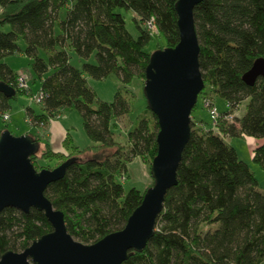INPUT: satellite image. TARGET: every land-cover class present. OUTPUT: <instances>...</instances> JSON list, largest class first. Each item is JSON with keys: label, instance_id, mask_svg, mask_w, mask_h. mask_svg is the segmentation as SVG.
Segmentation results:
<instances>
[{"label": "trees", "instance_id": "trees-1", "mask_svg": "<svg viewBox=\"0 0 264 264\" xmlns=\"http://www.w3.org/2000/svg\"><path fill=\"white\" fill-rule=\"evenodd\" d=\"M175 2L0 0V80L16 90L10 97L0 92L1 109L10 108V99L17 92L24 93L17 86V73L2 61L21 51L30 61V81L38 83L37 91L45 92L37 102L41 104L39 112L27 107L31 123L42 127L66 107H74L90 140L83 149L70 146L67 133L63 144L69 153L64 155L54 152L38 134L30 133L40 142V150L31 156L38 169L44 168L38 167V160L74 157L65 175L48 184L45 195L63 211L68 232L81 242L93 243L121 229L153 184L144 190L131 187L125 193L117 179L120 171L127 170L130 157L151 161L157 151V117L144 94L152 118L134 122L126 145L115 141L112 134L117 118L132 109L127 85L135 78L145 80L153 51L149 43L155 34L145 24L151 21L165 40L162 47L154 48L173 46L179 40ZM121 10L134 13L136 37L127 30ZM194 18L205 85L226 100L229 111L241 103L245 110L237 119L238 128L222 120L216 130L199 129L191 119L177 184L166 193L154 235L141 252L135 251L122 264L264 261V192L249 164L215 132L264 138V77H258L253 85L243 80L254 61L264 58V0H202L194 8ZM21 37L24 48L18 44ZM71 52L80 58V66L71 63ZM110 74L119 78L123 88L115 92L112 101H99L94 107L97 97L86 77L102 79ZM252 155L264 169V140L255 145ZM210 225L216 226L205 228ZM51 229L42 210L5 207L0 212V256L8 249L23 250Z\"/></svg>", "mask_w": 264, "mask_h": 264}, {"label": "water", "instance_id": "water-1", "mask_svg": "<svg viewBox=\"0 0 264 264\" xmlns=\"http://www.w3.org/2000/svg\"><path fill=\"white\" fill-rule=\"evenodd\" d=\"M201 1L176 0L179 40L154 49L145 68L143 94L159 126L150 168L153 184L121 229L93 243L75 239L67 230L63 211L45 195L48 184L65 175L74 157L53 168L37 169L31 156L40 150V142L30 133L15 135L6 128L0 132V212L9 206L25 212L36 208L44 211L52 225L22 251H4L0 264H122L145 248L154 235L166 193L177 184V169L191 132V113L205 85L194 18V8ZM258 77H264L263 57L254 61L243 80L253 85ZM0 92L10 97L16 90L0 80Z\"/></svg>", "mask_w": 264, "mask_h": 264}, {"label": "rangeland", "instance_id": "rangeland-1", "mask_svg": "<svg viewBox=\"0 0 264 264\" xmlns=\"http://www.w3.org/2000/svg\"><path fill=\"white\" fill-rule=\"evenodd\" d=\"M121 11L125 16V24L127 30L134 37H136L138 35V30L133 20L135 16L134 13L130 10L129 11L121 10ZM153 31H155V34L152 35L149 46L154 50L157 49L154 48L156 46L162 47L165 44V40L161 35H158L156 33V30ZM18 44L21 48L22 47L24 48L26 43L24 39L21 37L18 40ZM2 61L9 64V66L17 73L18 76L17 78L20 79L21 77H24L25 81L26 80L27 81L21 83L22 84L21 86L17 85L19 89H21L24 93L17 92L16 96L10 99L9 109H1L2 104L0 103V128H2L0 130L2 131L6 127V129H9L15 135H19L22 133L34 134L33 124L31 123L32 116H30L27 107L29 106L38 107L41 106V104H38L37 103L38 101L35 100L34 98V96L38 94L37 93L38 91L36 89L38 83L30 81V75H29L31 72L30 61L26 57V55L21 53V51L15 54L7 55L5 58H3ZM70 61L75 66L81 65L80 58L74 52H71ZM90 61H94V59L91 58ZM87 79H88L87 83L89 87H91L94 90L97 97V101L93 104L94 107H97L99 101H107V102L112 101L115 92L119 88H123L122 82L114 74H110L109 76L102 79H93L91 77ZM23 84H26V86L28 87L24 88L25 86H23ZM143 84H144V80L142 81L141 78H135L126 87L127 90L129 91L128 95H130L131 100L133 99L132 109L130 113L121 115L120 117L117 118L116 126L113 129V134H112L113 139L121 144H125V145L127 144V138H126L127 132L134 126L135 124L134 122L136 120H138L141 117L152 118V114L150 110L146 107V102L143 97V92H142ZM33 85L34 87L32 88ZM204 99H211L212 102L218 107V110L224 113H226L227 111L230 114L233 113L232 118L230 120L227 121L225 120L224 122H221L222 121L221 120L220 122L223 124L232 123L236 125V127L238 128L239 123L237 119L241 117L242 114L244 113L245 105L241 103V105L237 109L229 111L226 100L216 96L208 85H204L203 89L199 93L196 107L192 110V113L195 114L193 120L194 118H196L195 119L196 128L199 129L203 128L205 130H209V129L211 130L214 128L212 119L208 112V106H207L208 104L205 105L206 103H203ZM4 113L8 114V118L4 117L5 115ZM67 114L69 116V122L67 123H69V125L71 126L70 129L72 134L70 135L69 138L70 141L69 145L72 146L78 144L81 145L79 147L83 149L87 146V144H85V139L81 138V134H85L83 123L81 120V115L74 107H66L64 112V119L67 116ZM197 116H199V118ZM204 123L206 125H204ZM24 131H29V132H24ZM215 132H217L220 136L224 137V139L228 143L232 144L236 148L241 159L246 161L249 164L251 170L253 171L258 181L259 189L264 192V169H262L257 163H255L251 157V152L255 147L254 142H252L251 139L248 138V136H245L244 134H242L241 136L239 135V136L231 137L225 133H220L218 131ZM39 133L40 134H38V136L41 138L42 141H48L47 134H41V132ZM67 133H68V129L66 135ZM62 142L64 143V140ZM62 142L60 143V148H64V144L62 145ZM114 149L115 147L112 148L111 150ZM52 150L56 153L58 152L63 153L64 155H67L69 153V150H67L66 148L65 150L68 152H66L63 149H61V151H55L56 149L52 148ZM84 155H88V153L86 152L84 153ZM126 155H128V153H125V156ZM64 160L66 159H63L62 157H58V156L51 159L38 160V167L42 166L46 168H53L59 165L60 163H62ZM151 163L152 160L147 161L146 158L140 156L130 157L129 161L127 162V170L120 171L119 174L117 175V179L119 182L122 183L125 193H127V191L131 187H136L137 189L144 190L147 186L151 185L153 181L152 175L150 173ZM147 174H148V179H147ZM215 226L216 225H210V226H206L205 228L213 229ZM15 250L22 251L20 248H16ZM261 264H264V261Z\"/></svg>", "mask_w": 264, "mask_h": 264}, {"label": "crops", "instance_id": "crops-1", "mask_svg": "<svg viewBox=\"0 0 264 264\" xmlns=\"http://www.w3.org/2000/svg\"><path fill=\"white\" fill-rule=\"evenodd\" d=\"M22 53V52H21ZM23 54V53H22ZM86 78H89L86 77ZM87 82H88V79H87ZM34 87V85L32 86V88ZM31 108H33L35 111L39 112L41 110V106H38V107H32L30 106ZM66 109V108H65ZM65 109H63V111L60 113V115L52 120H50L47 124H45L43 127H39V126H36V125H33V132L34 134L37 133V134H40L39 132H41V134H47V139H48V142L51 144L52 148L56 149L55 151H61V149L65 150V147L64 148H60V143L64 140V138L66 137V132H67V129H68V134L72 135L71 134V126L69 125V116L67 114V116L65 117L64 119V112H65ZM195 116V114L191 113V117L193 119V117ZM199 118V116H197ZM201 118V117H200ZM196 118H194L195 120ZM82 120V119H81ZM204 125H206L204 123ZM207 128V127H206ZM24 132H29V131H24ZM241 136V135H240ZM244 136V135H243ZM81 138L85 139V144H89L90 140L89 138L87 137L86 133L85 134H81ZM248 138L251 139L252 142H254V145H258L260 144L263 140V139H256V138H253V137H250L248 136ZM74 140V139H73ZM75 142V141H74ZM227 142V141H226ZM228 143V142H227ZM230 144V143H229ZM62 145H63V142H62ZM232 145V144H231ZM77 146H81V145H78ZM233 146V145H232ZM234 147V146H233ZM235 148V147H234ZM236 149V148H235ZM66 151V150H65ZM237 151V150H236ZM68 152V151H66ZM238 153V152H237ZM239 156V154H238ZM252 152H251V157H252ZM240 157V156H239ZM241 158V157H240ZM146 174V173H145ZM146 176V175H145ZM147 179H148V174H147Z\"/></svg>", "mask_w": 264, "mask_h": 264}, {"label": "built area", "instance_id": "built-area-1", "mask_svg": "<svg viewBox=\"0 0 264 264\" xmlns=\"http://www.w3.org/2000/svg\"><path fill=\"white\" fill-rule=\"evenodd\" d=\"M147 26V28L151 29V30H156L153 23L150 21V22H147V24H145ZM20 80V81H19ZM27 81V80H26ZM24 77H21L20 79L18 78V86H21L22 84L21 83H24L26 82ZM23 86H25L24 88H27L28 86H26V84H23ZM23 88V87H21ZM38 94H36V96H34L35 100H37L38 102H40L41 100H43V98L45 97V92L43 90H39L37 92ZM36 101V102H37ZM203 103H206L205 105L208 106V112H209V115L212 119V122H213V130H216L217 126H218V123L221 121V120H230L232 118V114L226 112H222L220 110H218V107L212 102L211 99H204ZM4 117L5 118H8V114L7 113H4ZM216 126V127H215Z\"/></svg>", "mask_w": 264, "mask_h": 264}]
</instances>
